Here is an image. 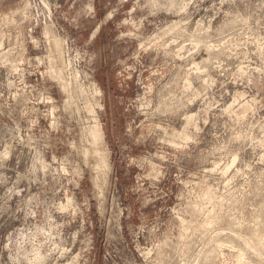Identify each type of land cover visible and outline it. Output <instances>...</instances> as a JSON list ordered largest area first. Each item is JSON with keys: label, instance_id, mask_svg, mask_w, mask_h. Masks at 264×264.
Wrapping results in <instances>:
<instances>
[{"label": "clouds", "instance_id": "clouds-1", "mask_svg": "<svg viewBox=\"0 0 264 264\" xmlns=\"http://www.w3.org/2000/svg\"><path fill=\"white\" fill-rule=\"evenodd\" d=\"M0 264H264V0H0Z\"/></svg>", "mask_w": 264, "mask_h": 264}]
</instances>
